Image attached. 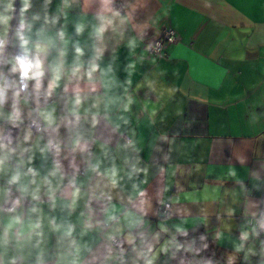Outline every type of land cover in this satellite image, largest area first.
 <instances>
[{
  "label": "crops",
  "instance_id": "crops-1",
  "mask_svg": "<svg viewBox=\"0 0 264 264\" xmlns=\"http://www.w3.org/2000/svg\"><path fill=\"white\" fill-rule=\"evenodd\" d=\"M8 2L0 0V13ZM117 3L123 12L115 10ZM23 6L14 0L6 37L0 24V38L7 41L0 71L6 75L12 66L8 61L21 54L13 26L20 24ZM101 16L113 21L102 40L95 35ZM24 20L31 26L25 34L33 41L41 30L55 40L45 66L57 62L63 50L69 75L50 97V70L39 93L36 82H29L17 105L16 136L7 135L17 103L15 90L8 92L0 107V137L11 138L17 156L0 174V189L8 187L22 149H30L23 155V171L36 169L38 180L56 162L66 176L65 187L78 176L82 192L89 195L70 217L60 207L53 211L47 197L41 207L76 225L80 264H264L263 238L251 227L264 193V0H31ZM78 24L84 26L79 35ZM165 29L174 30L178 41L159 60L149 55L147 45ZM61 31L66 45L59 39ZM77 46L84 51L79 61L85 70L92 62L100 67L94 85L87 77L69 83ZM98 49L102 53L95 59ZM77 84L86 97L79 123L70 115L71 89ZM40 112L54 113L58 131L47 127ZM32 118L43 124L42 133L26 125ZM29 130L31 139L25 142ZM77 136L87 143V152L72 151ZM49 140L61 145L59 155L41 152ZM113 162L120 168V187L110 203L92 199L90 189L98 178L88 172L89 165L99 164L103 171ZM133 184L146 195L138 197ZM24 201L26 212L33 202L30 197ZM110 204L121 223L85 231L88 206L96 225ZM165 204L171 205L168 218L161 212ZM127 212L139 221L135 227H129ZM245 232L247 240L242 239ZM113 234L124 242L131 234L135 244L125 242L118 251L109 245ZM68 245L46 227L39 249L21 251L13 241L6 251L0 249V264L13 258L16 264H35L41 250L47 264H57Z\"/></svg>",
  "mask_w": 264,
  "mask_h": 264
},
{
  "label": "clouds",
  "instance_id": "clouds-1",
  "mask_svg": "<svg viewBox=\"0 0 264 264\" xmlns=\"http://www.w3.org/2000/svg\"><path fill=\"white\" fill-rule=\"evenodd\" d=\"M22 2L24 6L21 9L20 27L16 32L21 54L8 61L12 66L7 75L3 71H0V107L6 102L8 92L10 90H15L14 97L17 103L13 105L14 112L10 118L13 120L14 126H18L15 122L19 119V108L17 106L19 98L22 92H27L29 82H36L35 89L37 93H39L43 88L44 78L50 70L52 73V79L48 84V96L50 97L52 93L61 86V82L64 80L65 76L69 75V73L65 71V61L63 58L66 56V52L63 50L60 51V58L57 62L48 65V67L45 66V61L50 51L56 48L55 40L47 37L43 30L37 33L38 39L36 41H33L25 34L26 31H31V26L24 20V14L29 10L31 0H22ZM13 5L14 0H9L3 12L0 13V24L5 26V37L7 36L10 21L13 18L8 14L14 11ZM100 20L101 24L95 29V35L97 39L102 40L104 33L112 26L113 21L107 20L103 16L100 17ZM83 30L84 26L82 24L76 26L78 35L82 34ZM59 39L66 45L67 41L65 40V33L63 31L59 33ZM6 43V39L0 38V55H2ZM75 51L77 61L71 68L69 83H72V79L83 81L84 78L87 77L88 84L94 85L96 82L95 74L100 71L99 65L92 62L85 70L84 64L79 61V58L84 55L83 49L77 46ZM97 52L98 55L95 59L100 58L102 50L98 49ZM9 76L18 77L19 82H17L16 79L9 81ZM68 91L69 88L65 87V92L67 93ZM71 91L74 94V98L70 101L72 105L70 115L75 116L76 122L79 123L80 108L86 97L83 95V89L80 88L79 84L71 89ZM91 91L95 92L96 88L93 86ZM39 115L48 128L58 131V128L55 127L56 121L54 113L40 112ZM96 115L98 114L93 115V127L98 123ZM30 139L31 131L29 130L28 134L24 137V141L27 142ZM82 140L83 137L77 136L72 141L73 152H87L88 145L86 142L82 143ZM53 149H55L57 155H59L61 152V145L53 140H49L45 147L41 149V152L46 153ZM28 151H30V149H22L20 151L19 162L7 181L8 187L0 189V199H3V203H11V207L9 208L0 206V249L6 251L13 241H15L16 247L21 251L31 247L39 249L44 242L45 228L47 227L49 232L57 233L61 236L62 240L69 241V251L59 254L57 264H80L79 248L74 239L76 225L73 224L70 219L66 218L60 220L56 216L46 214L43 207H41V205L44 204L42 197H47L48 206L53 211L57 207H60L62 210H67L70 217L79 206L80 201L86 199L89 193L82 192L84 185L79 182L78 176L71 177L67 187H65L63 181L66 179V176L58 162H56L52 171L39 180L38 177H40V173L36 169L29 168L27 172L23 171V155ZM15 156H17V148L12 146L11 138L0 137V174L4 173L5 170L9 168ZM88 172L98 178L95 188L90 189L92 192V199L97 201L107 200L110 203L112 200L111 193L120 187V168L113 162L110 168L102 171L99 164H90ZM129 179H131V177H129ZM13 187H16L17 191L21 193V197L14 201L10 199ZM97 191L100 193L99 196L95 195ZM133 191L138 197H144L146 195L143 191L138 190V185L136 184H133ZM58 193L60 195H58ZM28 197L31 198L33 203L25 212L23 204L24 200ZM88 207L89 216L85 225V231L92 227L110 226L113 224L118 226L121 223L115 205L110 204L109 207L103 209L105 219L97 221L96 225H93L91 220L94 210H92L90 206ZM81 216H84V213H81ZM125 219L128 220L129 227H135L136 224L139 223V221L133 218L131 212L125 213ZM261 226L264 227V224ZM115 231L118 232L119 229L117 228ZM108 238L114 240L116 237L115 234H113L109 235ZM242 239H248L247 232L243 233ZM33 241H35V243H33ZM125 242L134 245L135 237L129 234ZM72 249H75V251ZM121 249L123 250L122 245ZM109 253L111 258V249ZM10 264H16V259L13 258ZM35 264H47V259L43 250L36 256ZM148 264H151V261H149Z\"/></svg>",
  "mask_w": 264,
  "mask_h": 264
},
{
  "label": "built area",
  "instance_id": "built-area-1",
  "mask_svg": "<svg viewBox=\"0 0 264 264\" xmlns=\"http://www.w3.org/2000/svg\"><path fill=\"white\" fill-rule=\"evenodd\" d=\"M115 10L118 12H123L124 6L122 4L117 3L115 5ZM19 27H20V24L15 23L13 26V31L17 32ZM177 41H178V36L175 33V31L172 29H165L162 31L161 37L157 41L147 45L148 53L150 56H153L156 59H159V60L164 59L166 57L165 48L167 46L175 44ZM3 59L0 61V66L3 65V63H4ZM17 82H19L18 77H17ZM26 125L34 133H42L44 131L43 124L36 118H32L30 121L27 122ZM19 131H20L19 126L12 125L11 127L8 128L7 135L16 136L19 133ZM54 150L55 149H53L52 151H54ZM20 197H21L20 192H18L17 190L12 188L10 199L12 201H14L15 199L20 198ZM23 205H25V201H24ZM3 207L9 208V207H11V203L4 204ZM161 212L165 218H168L170 216V213H171V205L165 204L163 206ZM262 224H264V193H263L262 199H261V207H260L259 214L255 218H253L251 221V227H252L255 235L262 237L263 241H264V227L261 226ZM109 245L118 251H122L121 245L123 246V249H124L125 242L122 239L115 238L114 240L109 241ZM263 249H264V245H263Z\"/></svg>",
  "mask_w": 264,
  "mask_h": 264
}]
</instances>
